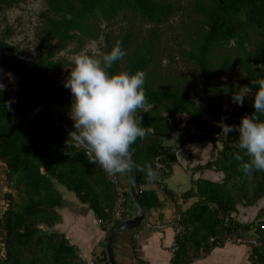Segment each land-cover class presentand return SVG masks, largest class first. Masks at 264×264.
Masks as SVG:
<instances>
[{
    "label": "trees",
    "instance_id": "1",
    "mask_svg": "<svg viewBox=\"0 0 264 264\" xmlns=\"http://www.w3.org/2000/svg\"><path fill=\"white\" fill-rule=\"evenodd\" d=\"M23 1L0 0V8ZM177 3V0H46L35 53L8 43L6 34L11 33L10 28L0 31V46L43 60L46 78L32 89L34 100L72 122L68 115L71 91L64 86V79L54 82L48 73L51 68L61 69L69 63L57 54L71 44L76 50L84 40L95 38L100 23L107 28L120 12H131L144 22L159 25L174 13ZM193 9L196 26L182 54L196 73L195 96L181 83L186 82L184 77L181 81L171 80L166 72L158 77L155 69L159 65L161 32L156 28L145 30L143 36L123 25L117 33H103L102 54L117 40L122 41L126 52L110 71L139 69L145 73L147 102L143 109L137 110V119L141 116L147 133L131 145L137 165L139 200L146 208L158 205L155 191L140 187L160 186L158 178L167 175L170 164L176 160L174 149L185 142H218L214 158L195 169H213L221 172L222 178L198 177L181 194L190 204L180 214L184 232L179 238L175 263L187 264L200 248L205 252L210 234L234 229L257 237L258 245L253 247L250 257L252 264H264V208L249 222L235 218L238 205L252 206L264 198V170L245 173L236 156L239 153L245 161L249 157L239 148L238 134L233 132L226 139L220 128L221 122L239 124L241 116L249 113L264 120V113H255L251 96L245 98L243 105L237 103L228 108L222 104V95L216 94L218 75L230 64L236 71L228 84L233 94L248 87L251 80H264V0H196ZM0 67L17 78L12 109L0 107V165L11 182L8 186L19 194V201L11 193L5 194L7 206L0 216V264H86L64 234L53 230L60 220L56 210L61 200L59 186L73 192L107 225L111 222L116 195L114 184L102 166L90 160L84 147L75 144L66 147L67 133L57 123L35 114L25 103L23 89L37 67L11 57H0ZM9 98L12 96L5 89L0 105ZM204 113L212 118L204 120ZM177 114L187 116L184 127H179L175 120ZM191 127L195 132H191ZM184 130L185 137L178 136L175 145H165L172 133ZM147 165L157 173L154 180L147 178ZM141 166H145L144 170Z\"/></svg>",
    "mask_w": 264,
    "mask_h": 264
},
{
    "label": "clouds",
    "instance_id": "2",
    "mask_svg": "<svg viewBox=\"0 0 264 264\" xmlns=\"http://www.w3.org/2000/svg\"><path fill=\"white\" fill-rule=\"evenodd\" d=\"M71 19V14L68 13ZM126 55L122 41L117 40L102 55L88 51L73 53L64 67L68 75L63 84L71 91L68 115L73 122L65 144L83 146L94 163L115 177L136 168L131 145L138 137L143 138L147 129L142 126L137 110L147 102L144 84L145 73L110 71L118 59ZM9 75H11L9 73ZM6 85L0 81V97ZM252 97L255 113H264V80H251L248 87L232 95L233 102L244 104L245 98ZM14 98L3 99V109L11 110ZM221 134L228 139L237 133L239 148L245 150L248 160L237 154L245 173L264 170V120L254 113L244 114L239 124L221 122ZM74 155V153H68ZM145 166H141L144 170ZM147 178L154 180L156 171L147 165Z\"/></svg>",
    "mask_w": 264,
    "mask_h": 264
},
{
    "label": "crops",
    "instance_id": "3",
    "mask_svg": "<svg viewBox=\"0 0 264 264\" xmlns=\"http://www.w3.org/2000/svg\"><path fill=\"white\" fill-rule=\"evenodd\" d=\"M54 109H57V106ZM178 136L185 137V130L181 133L178 131L172 133L170 139L165 140V145H175ZM202 143L203 141L185 142L178 149H174L176 160L170 164L169 173L162 179L158 178L161 187L157 184L140 187L154 190L158 205L146 208V217L141 219L134 228L123 229L115 234L112 240V254L116 264H176L180 247L179 238L184 232L180 214L190 204L189 200L181 197V194L190 188L192 181L196 178L205 177L214 180L210 176L219 174L213 169H195L196 165L203 164L215 156L214 154L212 158L209 155L210 148L205 149ZM210 144L219 147L218 142H210ZM117 175L121 184L126 185L127 188V172ZM113 184L116 198V184ZM59 191L61 200L56 210L60 220L54 225L53 230L64 234L86 264H99V256L106 257L105 242L109 229L113 227L111 224L114 220L112 210L115 198L111 208V222L106 225L104 220L98 217L86 203L80 202L73 192L61 186ZM125 191L127 203L129 193L127 189ZM126 203L122 220L134 216L137 212L134 204ZM178 219L183 227L181 233H177L174 227V222ZM174 242L177 245L175 250H173ZM207 243L206 251L200 248L197 256L189 259L187 264H252L251 249L246 245L226 243L213 246L209 240Z\"/></svg>",
    "mask_w": 264,
    "mask_h": 264
},
{
    "label": "rangeland",
    "instance_id": "4",
    "mask_svg": "<svg viewBox=\"0 0 264 264\" xmlns=\"http://www.w3.org/2000/svg\"><path fill=\"white\" fill-rule=\"evenodd\" d=\"M196 0H177V6L173 14H171L161 24H149L138 18L131 12H120L105 28L104 23H100V31L97 33L95 38L86 39L83 44L75 50L73 45H69L65 51L57 54V57L64 58L69 61V56L73 53L88 51L90 54L102 55L101 46L103 45V33L119 31L120 25L132 29L134 32L143 36L144 31L149 28H156L161 32L160 45H159V65L155 69L158 73L163 75L164 72L172 80H179L185 78L186 82L181 81L188 86L189 91L195 96L197 90L196 87V73L188 59L182 54L183 49L189 42V35L195 28V18L193 4ZM46 8V0H24L19 4L13 5L8 8H0V31L3 32L6 28L11 29V33L6 34V41L12 45H16L19 48L30 50L32 54L35 53L36 35L42 25L41 13ZM234 51V49L232 50ZM171 56V58L169 57ZM9 73L11 75H9ZM49 76L54 82H59L65 79L68 75V70L63 66L61 69L51 68L49 70ZM236 71L230 64L218 75L219 80L216 94L222 95V104L228 108H234L237 103L233 102L232 90L228 87L231 79H234ZM0 81L6 85V90L10 92L12 98L16 96L15 82L17 81L16 76L8 71L4 67H0ZM228 93L226 92L229 90ZM55 108V104L53 103ZM204 120L212 118L211 115L206 113L202 114ZM176 120L180 123L181 127L185 126L187 116L177 114L175 115ZM194 132V129H191ZM205 149L210 148L209 155L214 156L218 146L210 144L209 141H203L201 144ZM212 146V147H211ZM218 174V173H217ZM210 178L214 180H220L222 173L219 172L218 176L211 175ZM6 179V171L3 166L0 165V215L6 208L7 199L6 193H11L15 201H19V194L17 190L12 189L8 186ZM127 205H133L131 198L128 196ZM238 211L235 215L240 222H249L253 220L258 213L260 208H264V198H260L252 206H237Z\"/></svg>",
    "mask_w": 264,
    "mask_h": 264
},
{
    "label": "water",
    "instance_id": "5",
    "mask_svg": "<svg viewBox=\"0 0 264 264\" xmlns=\"http://www.w3.org/2000/svg\"><path fill=\"white\" fill-rule=\"evenodd\" d=\"M0 57H11L19 60L20 62L33 64L37 67L36 74L23 89L25 103L33 110L35 114L48 118L51 121L57 123L68 134L69 130L73 126V123L63 114L48 110L47 108L36 103L32 95V89L42 83L46 78V69L43 60L39 57L1 46ZM127 190L135 208L137 209V212L134 216L120 221L109 229L105 242V254L109 264H116L112 254V240L115 234L123 229L134 228L135 225L141 221V219L146 217V207L139 200V188L137 185L135 168L127 172Z\"/></svg>",
    "mask_w": 264,
    "mask_h": 264
},
{
    "label": "built area",
    "instance_id": "6",
    "mask_svg": "<svg viewBox=\"0 0 264 264\" xmlns=\"http://www.w3.org/2000/svg\"><path fill=\"white\" fill-rule=\"evenodd\" d=\"M86 153H87V149H86ZM104 172H105L106 176H108V178L113 183L116 184V189H117V196L115 198V202H114V206H113V210H112L114 220H113L111 225L114 226L117 223H119L120 221H122L123 214L125 212V203H126V197H125L126 191L125 190L127 188H126V185L124 186L123 184H121L118 175L113 177V176H110V174L107 173L105 170H104ZM179 219H180V217H179ZM179 219L174 222V227H175L177 233H181L183 231V227H182L181 223L179 222ZM225 221L226 222L228 221L227 217L225 218ZM208 240H209L210 244L213 246H221V245H224L226 243L243 244V245L248 246L251 249V254H252L253 247L258 245V239L254 234L245 233V232L239 233L238 231H235L234 229L229 231V232L224 231L222 233L210 235ZM176 247H177V245L174 242L173 250H175ZM98 262H99V264H109L104 255L99 256Z\"/></svg>",
    "mask_w": 264,
    "mask_h": 264
}]
</instances>
